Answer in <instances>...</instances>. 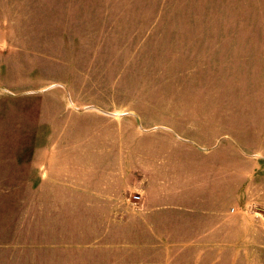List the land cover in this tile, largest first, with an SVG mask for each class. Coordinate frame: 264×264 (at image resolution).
Wrapping results in <instances>:
<instances>
[{
	"label": "rangeland",
	"instance_id": "1",
	"mask_svg": "<svg viewBox=\"0 0 264 264\" xmlns=\"http://www.w3.org/2000/svg\"><path fill=\"white\" fill-rule=\"evenodd\" d=\"M211 88L228 91L203 94ZM188 104L221 107L205 134L219 139L213 151H221L220 158L230 143L255 160L253 167L230 153L236 174L220 175L217 183L233 180L239 191L260 184L256 189L262 195L251 193L248 206L230 213V238L208 240L211 253L178 255L176 264H264V0H0V264H51L54 251L86 248L97 240L106 243L94 210L78 207L75 214L90 215L85 225L97 240L63 239L78 233L81 224L55 217L51 201L43 215L38 207L37 188L44 182L40 164L50 171L56 158L64 168L73 167L62 150H71L69 144H60V149L47 137L51 127L41 126L45 114L58 118L59 130L72 136L83 132L64 126L67 120L77 121L70 112L96 108L102 122L121 120L124 136L139 133L145 143L178 139L190 146L178 154L184 159L195 156V149L202 151L193 140L201 139V123L207 121L202 109H189ZM168 106L185 116L184 125L200 124L201 129L187 128L183 141L173 131L157 128L158 123H173ZM98 146L91 143L90 148ZM114 157L86 160L93 185L102 182L120 191L126 178L130 183L142 175L153 182L149 173L134 174L132 166L128 176L131 159ZM176 157L159 154L147 160L157 165ZM241 170L246 174L237 173ZM170 179L171 186L182 184ZM132 195L128 190L122 199ZM127 210L141 213L129 205L126 215L115 220L129 218ZM56 226L63 237L54 238ZM205 241L200 242L203 248L209 247ZM163 256L155 258L156 264H164Z\"/></svg>",
	"mask_w": 264,
	"mask_h": 264
},
{
	"label": "crops",
	"instance_id": "2",
	"mask_svg": "<svg viewBox=\"0 0 264 264\" xmlns=\"http://www.w3.org/2000/svg\"><path fill=\"white\" fill-rule=\"evenodd\" d=\"M207 91L202 93L213 95L218 91L228 90L211 88ZM187 107L202 109L207 121L201 123L205 125V132L197 131L202 135L201 139L193 140L202 151L193 147L197 154L184 159L178 154L190 146L180 144L178 139L163 140L161 143H155V140H152L145 143L142 140L143 136H140L139 133L124 136L123 122L121 120L120 122H115V120L102 122V112L96 108L86 110V112H70V117L77 118V121L67 120L64 126L66 129L71 128L72 132L80 127L83 132L78 131L72 136L68 135V130H59L61 125L56 124L59 121L58 118L49 119L45 114L44 123L41 126L51 127L52 133L47 137L60 149L63 148L60 144H69L71 150L68 151L64 148L62 150H65V156L73 167L64 168L56 158H53V166L50 171L44 167L43 163L40 164L42 180L44 182L46 179L48 180L46 183L42 182L38 185V207L43 215L47 212L49 201H51L49 208L55 217L75 218L76 222L81 224L78 233H73L75 235L71 237L60 236L56 226L53 234L57 236L54 238L63 237V239L76 236L92 238L90 236L92 227L85 225L90 215H76L75 211L78 207L85 211L87 208L91 212L94 210L97 215V218L94 219L102 222L101 238L106 240V243H98L99 240L92 238L97 241L87 244L86 248L68 249L61 253L54 251L51 264H156L155 258L160 255H164L162 261L164 264H176L178 255L211 253L213 243L208 240H219L232 236L231 233H227L234 228V221L230 217V213L235 212L236 208L242 209L244 206H248L251 193L261 196L262 192L256 189L261 185L255 184L248 187L247 191H241V189L239 191L236 190L239 186L235 188L233 180L225 185H220L217 181L220 175L233 176L236 174L235 159L229 156L230 153L236 152L243 163L253 167H256L255 160L250 155L246 156L240 153L235 145H230V143L225 146L226 153L224 150L222 151V158L219 157L221 151H213L219 139L210 140L205 134L212 125L210 120L220 116V113H216L221 108L218 104H188ZM176 108L175 106L167 107L168 111L173 113L169 114L170 118L173 117L171 119L173 123H158L156 127L167 129L171 134L173 131L183 141H187L181 133L187 128L201 129V125H184L186 120L183 118L185 116L179 114ZM99 109L102 110V107ZM164 115L166 116V113ZM195 117L201 119L202 115L196 114ZM85 121H91L97 125L92 128ZM114 126L119 129L113 130ZM205 140H210L211 143H204ZM102 141L106 144L103 148ZM125 141L128 142V145H122V142ZM96 142H99L100 146L91 149V143ZM113 142H115L114 146H109ZM113 153L116 155L114 158L125 159L124 157H127L131 159L128 176L132 175V166V169H135L134 174L149 173L153 176V182L149 183V175L146 179L142 175L143 179H133V181L131 179L130 183L126 178L125 183L127 184L121 187L120 191L112 190V186L102 184V182L93 185L94 173L90 168H87L89 162L86 160L102 158V156ZM170 153H174L177 157L167 163L162 162L156 165L147 160L148 156ZM111 157L113 156L107 158ZM129 159L127 162L130 161ZM124 162L126 161H123L122 164ZM80 165H84L86 170ZM237 173L246 174L245 170L237 171ZM212 174L219 175L213 178ZM250 175L249 173L248 176ZM169 176L170 182L178 181L182 184L171 186L167 183ZM128 190H132L135 194H142L143 205L141 211H137L141 213L133 215L127 210V213L130 214L129 218L115 220V216L126 215L125 212L130 203L128 199L125 201L122 197ZM227 203L233 204L230 205L232 207L229 209L225 207L224 204ZM124 207H127L125 212H123L124 209L118 210L116 213L113 209L111 211V208L122 209ZM168 207L174 211L165 212ZM93 228L98 230L96 227ZM69 233L67 231V234ZM202 240H206L203 245L209 244V247L203 248L200 243ZM188 249L192 251H188Z\"/></svg>",
	"mask_w": 264,
	"mask_h": 264
},
{
	"label": "built area",
	"instance_id": "3",
	"mask_svg": "<svg viewBox=\"0 0 264 264\" xmlns=\"http://www.w3.org/2000/svg\"><path fill=\"white\" fill-rule=\"evenodd\" d=\"M128 202L134 209L141 210L143 205V196L142 194L132 195V197L128 199Z\"/></svg>",
	"mask_w": 264,
	"mask_h": 264
}]
</instances>
